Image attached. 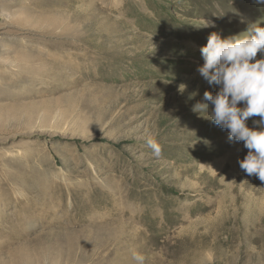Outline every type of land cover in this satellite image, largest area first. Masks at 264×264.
<instances>
[{
  "label": "rangeland",
  "instance_id": "obj_1",
  "mask_svg": "<svg viewBox=\"0 0 264 264\" xmlns=\"http://www.w3.org/2000/svg\"><path fill=\"white\" fill-rule=\"evenodd\" d=\"M252 24L255 0H0V264H264V182L193 111L209 35Z\"/></svg>",
  "mask_w": 264,
  "mask_h": 264
},
{
  "label": "clouds",
  "instance_id": "obj_2",
  "mask_svg": "<svg viewBox=\"0 0 264 264\" xmlns=\"http://www.w3.org/2000/svg\"><path fill=\"white\" fill-rule=\"evenodd\" d=\"M264 4V0H255ZM204 27H215L204 21ZM204 64L198 68L200 75L210 84L218 85L219 91L213 95L204 92V100L194 105V112H203L214 106L211 120L229 131V140L243 142L247 155L239 161V166L248 176H255L264 182V59H257L264 53V26L252 24L246 32L227 38L213 32L206 46L200 49ZM186 85L181 84L180 90ZM243 103L244 107L238 105ZM259 117L254 124L260 130L247 126V121ZM147 146L159 157L162 153L157 141L148 137ZM137 264H144V257L133 253Z\"/></svg>",
  "mask_w": 264,
  "mask_h": 264
}]
</instances>
